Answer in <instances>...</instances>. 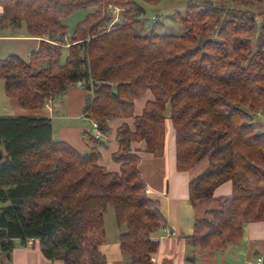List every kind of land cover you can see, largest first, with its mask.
<instances>
[{
  "label": "trees",
  "instance_id": "obj_1",
  "mask_svg": "<svg viewBox=\"0 0 264 264\" xmlns=\"http://www.w3.org/2000/svg\"><path fill=\"white\" fill-rule=\"evenodd\" d=\"M138 1L161 2L0 0V30L24 24L40 38L27 58L11 53L0 59L6 96L22 109H40L82 81L89 92L83 113L102 134L108 121L133 118V128H116L111 158L119 171L112 172L98 163L102 138L89 133L90 152L82 154L53 138L49 118L0 117V264H12L15 245L30 238L52 262L107 264L99 246L108 206L125 227L121 252L131 264H151L158 250L151 233L165 218L159 201L147 195L140 156L130 144L142 141L146 152L162 157L167 119L175 132L176 169L207 161L189 183L192 206L232 182L231 194L194 221L192 246L220 251L240 240L244 223L264 220V130L254 122L264 116V11L255 10L264 0H231L237 6L188 0L180 34L157 33L156 23L138 32ZM87 6L93 10L68 34L64 19ZM109 7L119 9L117 20ZM146 90L153 99L134 115V102Z\"/></svg>",
  "mask_w": 264,
  "mask_h": 264
},
{
  "label": "crops",
  "instance_id": "obj_2",
  "mask_svg": "<svg viewBox=\"0 0 264 264\" xmlns=\"http://www.w3.org/2000/svg\"><path fill=\"white\" fill-rule=\"evenodd\" d=\"M1 10L0 7V12ZM19 28L18 31H14L13 26L8 28L12 30H0V49L4 44H10L11 52L8 54H18L16 51L21 48L23 42L29 41V51L23 56L26 57L31 50L37 48L40 38L30 36L24 25ZM88 94L82 87L69 85L55 98L45 102L42 108L33 110L20 108L15 99L9 98L7 110L11 113L0 114V117L49 118L56 141L66 142L80 153L88 154L90 150L86 137L89 133L92 134V120L83 115ZM152 99V92L146 90L144 95L134 102V115L141 114L146 101ZM122 123L133 128V118H115L108 121L109 130L101 137L103 143L99 148L98 163L112 172L119 171V164L112 160L111 154L118 148L115 133ZM130 150L140 156L138 167L146 183L147 195L159 201L165 218L164 225L151 233V237L158 240V250L151 255V264H253L258 256H264V220L244 223L240 240L226 245L220 251H205L192 246L189 236L192 235L194 221L202 216L204 211L217 208L219 197L231 194L232 182L226 180L220 183L214 188L211 199L192 206L189 201V183L204 170L207 161L204 158L185 171L176 169L175 132L169 119L166 121V149L162 157H154L146 152L142 141L131 142ZM111 209L113 208L108 207L104 212L105 241L99 246V250L107 264H131L130 258L121 252L119 246V235L125 227H118L114 210ZM12 264L63 263L47 259L36 239L33 245H15L12 250Z\"/></svg>",
  "mask_w": 264,
  "mask_h": 264
},
{
  "label": "rangeland",
  "instance_id": "obj_3",
  "mask_svg": "<svg viewBox=\"0 0 264 264\" xmlns=\"http://www.w3.org/2000/svg\"><path fill=\"white\" fill-rule=\"evenodd\" d=\"M223 1H224L225 5L237 6V5H234L231 0H223ZM138 4H139V6H141L143 8V13L139 16V18L141 19V22L137 27L138 32L148 33L150 30L153 29L155 23H156L155 24V30L157 33L180 34L184 31L183 27L179 23V18L184 16V8L188 4V0H161V2L157 5H150V4L138 1ZM242 7L243 6H241L239 8H242ZM92 10H93L92 6H87V7H84L82 9H78V10L74 11L69 17L64 19V23L68 27V34L75 27V24L79 20H81L88 12H90ZM255 10L257 12L264 11V6L259 5L256 7ZM109 11H110V9H109ZM109 13H111L112 20H113L114 17H116V16L118 17L119 10L114 9V10L110 11ZM22 25H24V24H22ZM8 28H11V26H9ZM8 28H6V29H8ZM8 30H12V29H8ZM18 30H20V28L14 27V31H18ZM10 46H11L10 44H4L3 45V47L0 49V58L5 57L9 52H11L10 51L11 48H9ZM29 47H30V42L24 41L21 48L19 50H17L16 52L20 56L23 57L28 53ZM65 53H66L65 49H63L62 59L65 57ZM27 57H28V55L26 57H23V58H27ZM70 85L78 87L75 84H70ZM79 87L83 88V82L82 81H81V84ZM56 96H54L53 98H55ZM50 100L51 99H47L45 102H49ZM8 106H9V97L6 96L4 93V79L0 78V114H3V113H9L10 114L11 112L9 110H7ZM5 111H7V112H5ZM254 122L258 124L259 130H264V129H262V128H264V116L263 115L257 116L256 119L254 120ZM207 134L208 133L206 132L205 136H207ZM108 207H111V206H108ZM111 210H113V209H111Z\"/></svg>",
  "mask_w": 264,
  "mask_h": 264
},
{
  "label": "built area",
  "instance_id": "obj_4",
  "mask_svg": "<svg viewBox=\"0 0 264 264\" xmlns=\"http://www.w3.org/2000/svg\"><path fill=\"white\" fill-rule=\"evenodd\" d=\"M109 9H110V11H112L114 9L115 10H119L117 7H109ZM117 19H118V17L116 16V17H114L113 21H115ZM80 84H81V81H77L75 83V85H77V86H80ZM83 115L85 116L84 113H83ZM91 128H92V130H91L92 131V136L95 139H100L103 136L102 132L98 129V123L96 121L92 120ZM34 241H35V239L30 238L29 241H28V245H30ZM253 264H264V256H262V255L258 256Z\"/></svg>",
  "mask_w": 264,
  "mask_h": 264
},
{
  "label": "water",
  "instance_id": "obj_5",
  "mask_svg": "<svg viewBox=\"0 0 264 264\" xmlns=\"http://www.w3.org/2000/svg\"><path fill=\"white\" fill-rule=\"evenodd\" d=\"M2 158H3V153L2 151H0V161L2 160Z\"/></svg>",
  "mask_w": 264,
  "mask_h": 264
}]
</instances>
